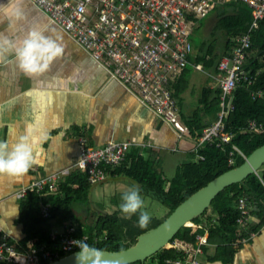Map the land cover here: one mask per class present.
<instances>
[{"label": "crops", "instance_id": "crops-1", "mask_svg": "<svg viewBox=\"0 0 264 264\" xmlns=\"http://www.w3.org/2000/svg\"><path fill=\"white\" fill-rule=\"evenodd\" d=\"M213 13L217 18V14ZM201 21L191 38L201 28ZM34 27L42 29L45 36L57 39L65 52L46 73L34 77L21 71L14 52L0 56V140L14 143L24 135L29 125L37 126L46 136L43 142L35 145L37 163L28 173L19 177L0 174V228L14 242L25 236V215L30 213L27 222L28 219H36L33 205L28 209L25 205L30 196L22 199L18 193L37 180L68 171L69 175L60 184L61 195L63 185L68 183L70 176L78 173L76 165L80 156V138H84L91 147L128 142L131 151L140 150V143L149 142L152 146L146 148L143 155L151 159L162 174L173 168L175 175L181 166L199 158L198 135L195 136L189 129L190 134L180 136L171 125L160 121L153 112L111 80L109 73L73 38L52 25L28 0H0V44L9 40L19 46ZM219 79L192 63L188 72L177 80L174 91L184 122L185 116H194L195 111L201 114L203 129L216 121L221 97L215 116L210 117L205 114L203 92L207 88L213 92L219 89ZM113 178L117 179L101 186L117 192L126 189L124 183L137 185L124 176ZM99 186L93 187L87 204H75L71 211L73 218L61 220L58 215L52 220L53 235L63 234L70 225L78 228L88 226L89 219L93 218L90 211L94 207L92 196ZM121 194L110 197L115 210L119 202L117 196L120 198ZM45 196L37 197L43 199ZM147 198L156 200L144 196V201ZM98 208L100 211H95L99 213L115 211H107L105 204ZM17 209L19 211L15 214ZM252 218L253 222H257L254 214ZM197 228L193 227V230ZM208 234L207 230L205 235L208 237ZM198 260L199 264H264V224L254 237L239 246L231 262L226 261L225 254L217 252L216 245L205 247Z\"/></svg>", "mask_w": 264, "mask_h": 264}, {"label": "built area", "instance_id": "built-area-1", "mask_svg": "<svg viewBox=\"0 0 264 264\" xmlns=\"http://www.w3.org/2000/svg\"><path fill=\"white\" fill-rule=\"evenodd\" d=\"M49 22L73 38L84 51L105 69L114 82L131 94L143 107L153 112L165 124H170L180 136L190 134L179 113L174 85L191 66L193 45L191 35L199 22L209 14L229 5L232 1L247 4L252 10L251 30L257 29L264 20V0H28ZM251 36L237 39L230 56L224 57L218 70L221 90L220 109L216 121L205 127L198 137V148L204 144L216 147L230 146L229 166L234 165L235 154L245 158L232 143L234 133L227 131L224 120L233 111L235 91L254 85V78L246 64L251 48ZM253 100L264 99L263 91H253ZM250 133H263L264 123L247 122ZM149 142L140 143L143 151ZM131 144L111 142L103 147H91L80 138V156L76 165L78 173L97 185L107 179L103 166L120 165ZM204 159V156H201ZM69 172L37 180L29 188L18 193L19 198L43 194L55 195ZM238 223L248 226L252 217L247 199L238 202ZM52 214L50 203L41 206V216L48 219ZM192 225V224H191ZM190 225V226H191ZM194 226H197L194 224ZM192 226V227H194ZM199 227V226H197ZM256 235L243 237L245 243ZM60 236V237H58ZM61 249L66 253L79 251L76 243H89L90 237H77V227L70 225L61 235ZM194 253L185 250L186 260L169 259L168 264H199L198 255L203 247L211 245L207 235L197 236ZM170 247V248H169ZM166 249L177 248L171 244ZM59 253L33 248L28 253L17 250L8 235L0 228V260L11 264H41L43 260H56Z\"/></svg>", "mask_w": 264, "mask_h": 264}, {"label": "trees", "instance_id": "trees-1", "mask_svg": "<svg viewBox=\"0 0 264 264\" xmlns=\"http://www.w3.org/2000/svg\"><path fill=\"white\" fill-rule=\"evenodd\" d=\"M214 12L217 14V19L212 30V39L203 40L200 45H194V40L191 38L194 54L191 61L196 67L201 66L205 73L218 78L220 76L218 70L220 61L232 54L237 39L250 34L252 44L246 68L254 78V85L251 87L241 86L235 91L234 109L224 120L227 131L234 133L232 143L246 158L253 150L264 145V132L250 133L246 127L249 120L264 123V99L253 100L251 97L253 91L264 92V20L260 22L257 29L250 31L253 24L252 10L247 4L239 1H232L226 7ZM204 91L205 114L214 117L215 111L218 110L221 90L217 89L213 92L207 88ZM175 95L177 96L176 93ZM210 97H212L211 100ZM185 122L191 133L195 136L198 135V138L203 131L201 114L195 111L194 116H185ZM253 135V141L248 142V139ZM151 146L149 144L146 148ZM229 148L228 145L224 147L202 145L198 148V161L181 166L174 177L168 179L158 170L151 159L143 155L145 149L131 151L130 147L127 156L120 165L116 167L103 166L107 179L120 176L130 179L139 186L143 199L144 196H150L161 203L165 215L162 219L151 215L148 226L140 228L138 213L132 215L131 218H125L120 211L119 205L122 202L120 197L117 210L112 213L94 211L92 217L94 215L95 218L88 226L77 227V237L88 235L90 237L88 244L103 251L119 252L128 249L137 242L141 234L158 227L182 202L198 190L225 172L241 166L245 158L238 154L233 157L234 165L229 166ZM201 156H204V159ZM77 174L70 176L68 183L63 185L61 195L59 193L44 194L46 196L43 199L32 195L25 201L27 209L33 205L32 210L36 212V219H28L27 222L30 214L27 213V216L24 217L25 236L18 242L9 238L10 242L16 244L19 252L28 253L33 248L41 247L43 250L59 253L58 259L71 254L61 249V238L53 239L51 222L58 215L61 220L73 218L74 213L71 211L74 210L75 204L79 202L82 205L87 204L90 201L93 187L102 185L101 183L93 185L85 174ZM62 193L64 194L62 195ZM241 198L247 199L251 214L257 217V222H253L251 217L246 227L238 223L240 217L238 202ZM46 203L52 205V214L48 219L39 215L41 206ZM193 223L199 228L193 230V227H183L175 235L171 244H176L177 248L162 249L147 259L144 264H168L169 259L178 258L186 260L185 250L194 253L198 244L197 236L205 235L207 230L209 232L208 242L211 245H216L217 252L225 254L226 261L231 262L239 246L243 244L240 240L245 236L249 237L252 232L257 234L259 227L264 224V166L256 175H251L243 182L222 191L213 200L211 207ZM205 247L207 248V246ZM48 262L50 260H43L41 264ZM0 264L11 263L0 260Z\"/></svg>", "mask_w": 264, "mask_h": 264}, {"label": "clouds", "instance_id": "clouds-1", "mask_svg": "<svg viewBox=\"0 0 264 264\" xmlns=\"http://www.w3.org/2000/svg\"><path fill=\"white\" fill-rule=\"evenodd\" d=\"M6 52H14L21 71L29 77H34L46 73L54 61L64 55L65 49L57 42V39L45 36L42 29L34 27L28 31L19 46L4 40L0 44V56ZM45 139V134L37 126L29 125L24 135H21L14 143L0 140V174L19 177L28 173L37 163L35 145ZM121 201L119 209L124 217L131 218L138 213V226L146 228L151 221V215L145 210V201L139 186L134 185L124 191ZM18 211L19 209L15 214ZM76 246L79 249L75 256L77 264H108L102 259L101 249L83 240L78 241Z\"/></svg>", "mask_w": 264, "mask_h": 264}, {"label": "water", "instance_id": "water-1", "mask_svg": "<svg viewBox=\"0 0 264 264\" xmlns=\"http://www.w3.org/2000/svg\"><path fill=\"white\" fill-rule=\"evenodd\" d=\"M264 166V145L253 150L241 166L233 168L212 180L207 186L198 190L187 200L182 202L158 227L141 234L137 242L126 250L119 252L103 251V257L108 264H143L151 256L162 249L168 248L175 235L183 228L190 227L193 221L201 217L211 207L213 200L226 188L243 182L251 175H256ZM115 181V178L106 179ZM73 252L58 260H52L46 264H77L76 253Z\"/></svg>", "mask_w": 264, "mask_h": 264}, {"label": "rangeland", "instance_id": "rangeland-1", "mask_svg": "<svg viewBox=\"0 0 264 264\" xmlns=\"http://www.w3.org/2000/svg\"><path fill=\"white\" fill-rule=\"evenodd\" d=\"M215 16L216 15L214 13H212L207 18H205L201 21V28L199 30H197L193 36V40L197 45H200L203 40L207 41V40L212 39V30H213V27H214L216 19H217ZM56 28H58V27H56ZM253 139H254V135L248 139V142H252ZM170 170L171 171H166L164 174V176L168 179L171 178L172 176H174V173H175L173 171V168H170ZM131 186H132V184L124 183V188H126V189L125 190H118L117 192H115V191L111 190L110 187H103L100 185L98 187L97 191L92 196L93 198L91 201L93 203V206H94L93 209L94 210L91 209L90 210L91 213H94L95 210L100 211L98 206L100 205V207H102L103 204L106 205L107 211L115 210L116 209L115 205L111 202L110 197L112 195L123 193L124 191H126ZM118 199H119V195L117 196V200ZM113 202H114V200H113ZM112 205H114V207H111ZM145 210L148 211L150 215H154L158 219H162L163 216L165 215V211L163 209V206L161 205V203L158 200L157 201L156 200H150L149 198H147V200H145ZM94 218L95 217L93 215V218L89 219L90 223L92 222V220ZM192 226H194V223L190 227H192ZM194 227H197V226H194ZM204 236H206V235H204Z\"/></svg>", "mask_w": 264, "mask_h": 264}]
</instances>
